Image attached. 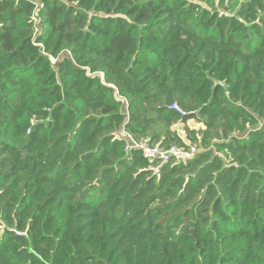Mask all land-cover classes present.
<instances>
[{"label":"trees","instance_id":"1","mask_svg":"<svg viewBox=\"0 0 264 264\" xmlns=\"http://www.w3.org/2000/svg\"><path fill=\"white\" fill-rule=\"evenodd\" d=\"M234 2L0 0V264H264V0ZM121 132L196 154L155 175Z\"/></svg>","mask_w":264,"mask_h":264},{"label":"built area","instance_id":"2","mask_svg":"<svg viewBox=\"0 0 264 264\" xmlns=\"http://www.w3.org/2000/svg\"><path fill=\"white\" fill-rule=\"evenodd\" d=\"M35 4H38L39 0H25ZM172 110L179 114H182L181 110L173 105ZM121 137L127 140L125 145V151L130 152L132 150H137L141 152V155L151 163H155L152 167L153 174L158 175L159 167L162 165L171 164H185L196 154L194 147H189L185 149H179L172 146L168 149H160L156 146H150L146 142H137L132 139V137L125 132H121Z\"/></svg>","mask_w":264,"mask_h":264},{"label":"rangeland","instance_id":"3","mask_svg":"<svg viewBox=\"0 0 264 264\" xmlns=\"http://www.w3.org/2000/svg\"><path fill=\"white\" fill-rule=\"evenodd\" d=\"M236 1H238V0H235L234 3H236ZM187 126H188V128L191 129V130H193V129H198V128H202L201 125H199L198 123H196V122H194V121H189V122L187 123ZM181 129H182V127H181L180 125H179V126H175V127L173 128V130L177 131L181 136H184V134L181 132Z\"/></svg>","mask_w":264,"mask_h":264},{"label":"water","instance_id":"4","mask_svg":"<svg viewBox=\"0 0 264 264\" xmlns=\"http://www.w3.org/2000/svg\"><path fill=\"white\" fill-rule=\"evenodd\" d=\"M215 11V10H214ZM222 86H223V84H222Z\"/></svg>","mask_w":264,"mask_h":264}]
</instances>
